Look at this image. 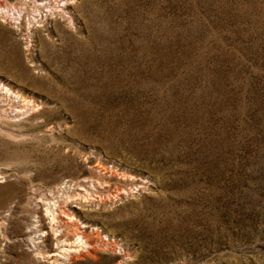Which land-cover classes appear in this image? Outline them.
<instances>
[{"label":"rangeland","instance_id":"rangeland-1","mask_svg":"<svg viewBox=\"0 0 264 264\" xmlns=\"http://www.w3.org/2000/svg\"><path fill=\"white\" fill-rule=\"evenodd\" d=\"M37 1L0 0V264H264V0Z\"/></svg>","mask_w":264,"mask_h":264},{"label":"bare ground","instance_id":"bare-ground-1","mask_svg":"<svg viewBox=\"0 0 264 264\" xmlns=\"http://www.w3.org/2000/svg\"><path fill=\"white\" fill-rule=\"evenodd\" d=\"M35 1H36L35 2V6L36 7L33 10L36 11V12L38 10H40V8L38 7L39 5H43V7H45V8L48 7L49 10H50L49 15L56 14L57 13L56 9L64 12L62 8H57L56 6L52 5L51 4L52 1H45V2L44 1L38 2L37 0H35ZM53 1H57V0H53ZM58 3H61L62 5H65L67 3V1L58 0ZM4 9L6 10L7 13L10 11V9L8 7H4ZM58 13L61 14V12H58ZM45 15H47V14H45ZM63 15H64V13H63ZM33 16H34L33 19L35 20L36 17H35V15H33ZM38 21L39 20H37V22ZM67 21L69 23H71V19H70L69 16H67ZM22 96H23L22 94H20L19 92L15 91V90H12L10 87H8L7 85L3 84L0 81V103L2 101L5 102L6 104H8L10 106L9 108H11L12 111L15 110L16 112L19 113V112L23 111L24 108L22 106L16 105L14 103L16 101L14 98H19V99L22 98L21 101L23 100V102H25V104H28L29 102H31V100H28V99H26V97H22ZM8 119L12 120L13 116H8ZM1 129L2 128H0V130ZM1 131L2 132H6L5 130H1ZM101 170L102 169L100 168L99 171H101ZM113 173H115V172H113ZM123 177L124 178L126 177L127 179H130L131 181H133L134 178H135V176H132V174H127V176H123ZM79 185H81V184H78V186ZM81 189H83L85 193L89 192V190H87L83 186H81ZM75 195H81V193L80 192L79 193L76 192L73 195L72 194L66 195V198L64 199V201H62V203L58 202L57 207H55L57 203L56 202L51 203V199L48 196L43 195L42 197H40L41 200L45 204V211L47 213V216L50 217V223H51L50 224V229L52 231H54V232L59 231V234L61 235L62 231L64 230L63 226H68L69 223L76 224L75 221L73 220V219H75V216L73 214H68L66 212V210L64 208H62V206H64L65 208L70 210V206L68 204V200L71 199V198H74ZM81 196L84 198V201H85V198H86L87 195H81ZM87 200L88 199H86V201ZM52 201H54V200H52ZM52 205H54V206H52ZM56 210H59L60 212L58 213ZM60 215L67 216L69 218L68 221H64L63 222L62 219L60 220V218H59ZM55 222H57V223H55ZM61 222H62V224H61ZM79 224H80V227H84V228L89 226L88 224H86L83 221H80ZM54 227H56V229H54ZM80 227H76V228L73 229L74 231H73V233L71 232L72 233V237L71 238H64V239L60 240L62 242V246H59L61 248V251H59L58 254L63 256V257H65L66 259H69V261L71 259L77 258L78 255H79L78 253H80L81 250L85 249V247H91L92 246V242H95V240L92 237V233H88L85 229L84 230L80 229ZM0 233H1V231H0ZM52 255H54V253ZM56 255H57V253H56Z\"/></svg>","mask_w":264,"mask_h":264}]
</instances>
